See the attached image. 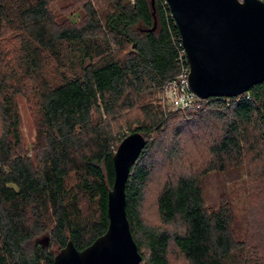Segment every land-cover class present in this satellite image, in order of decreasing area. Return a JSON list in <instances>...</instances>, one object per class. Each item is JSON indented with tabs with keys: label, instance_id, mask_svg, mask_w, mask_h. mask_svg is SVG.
Segmentation results:
<instances>
[{
	"label": "trees",
	"instance_id": "obj_1",
	"mask_svg": "<svg viewBox=\"0 0 264 264\" xmlns=\"http://www.w3.org/2000/svg\"><path fill=\"white\" fill-rule=\"evenodd\" d=\"M55 1L0 0V264H55L54 247L72 241L82 251L105 234L113 156L134 132L147 140L126 185L140 264H171L172 246L187 264H264L254 247L236 240L232 210L207 207L202 189L204 175L240 165L246 155L263 162L264 175V82L194 109L145 103L182 66L166 0H86L76 21L60 19ZM19 96L37 107L31 150ZM135 110L143 118L125 120ZM205 121L217 128L206 160L167 176L157 194L160 219L174 231L146 224L141 207L154 160L182 161L179 137Z\"/></svg>",
	"mask_w": 264,
	"mask_h": 264
},
{
	"label": "water",
	"instance_id": "obj_2",
	"mask_svg": "<svg viewBox=\"0 0 264 264\" xmlns=\"http://www.w3.org/2000/svg\"><path fill=\"white\" fill-rule=\"evenodd\" d=\"M190 67L189 87L200 99L234 98L264 82V2L261 0H166ZM154 0H152V4ZM147 146L139 132L128 135L114 156L108 195L109 225L89 247L69 241L55 264H140L126 211L131 167Z\"/></svg>",
	"mask_w": 264,
	"mask_h": 264
},
{
	"label": "rangeland",
	"instance_id": "obj_3",
	"mask_svg": "<svg viewBox=\"0 0 264 264\" xmlns=\"http://www.w3.org/2000/svg\"><path fill=\"white\" fill-rule=\"evenodd\" d=\"M86 0H56L52 4L53 11L60 19L80 20L84 16L83 4ZM65 9V11H63ZM153 105L163 104L168 110L171 108L164 100L162 92H156L155 96L145 100V103ZM18 109L21 116V131L26 149L31 150L37 133V110L35 101L31 98L19 96L17 99ZM143 118L140 111L135 110L127 113L125 120L130 122ZM205 127L203 128V124ZM137 124H132V129ZM197 129V132H192ZM200 129V130H199ZM202 129V130H201ZM217 128L209 126L206 121L201 122L200 128L186 129V133L180 138L183 153L182 161L174 162V166L165 164L164 156H158L154 162L155 170L145 191L144 201L141 207L142 217L146 224L174 231L172 226L163 225L157 207V194L160 192L167 176L174 172L190 171L188 165L193 162L204 163L207 158L209 139H213ZM188 130V131H187ZM124 133H129V128L124 127ZM206 132V133H205ZM209 134H212L209 136ZM172 159V158H171ZM262 163H255L251 156L246 155L244 163L228 166L225 170H215L202 177V189L206 206L218 209L221 206L229 207L233 214L232 230L236 240L243 243L246 248L254 247L259 255L264 257V175L261 174ZM196 168V167H195ZM195 168L191 171H195ZM44 241V239H43ZM251 251L254 249L249 248ZM57 254L60 251L53 248ZM169 260L171 264H187L180 253L172 246Z\"/></svg>",
	"mask_w": 264,
	"mask_h": 264
},
{
	"label": "built area",
	"instance_id": "obj_4",
	"mask_svg": "<svg viewBox=\"0 0 264 264\" xmlns=\"http://www.w3.org/2000/svg\"><path fill=\"white\" fill-rule=\"evenodd\" d=\"M243 1V0H240ZM264 2V0H261ZM182 46V44H181ZM183 47V46H182ZM181 70L177 77L168 82L162 91L164 100L171 108V110H185V109H194L198 106L199 102L204 99L198 98L189 87V75L190 67L186 57L185 50L181 52ZM185 61V63H184Z\"/></svg>",
	"mask_w": 264,
	"mask_h": 264
}]
</instances>
